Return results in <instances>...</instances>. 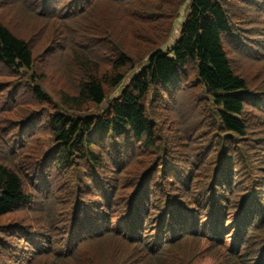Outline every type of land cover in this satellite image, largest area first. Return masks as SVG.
<instances>
[{
    "label": "trees",
    "instance_id": "1",
    "mask_svg": "<svg viewBox=\"0 0 264 264\" xmlns=\"http://www.w3.org/2000/svg\"><path fill=\"white\" fill-rule=\"evenodd\" d=\"M185 2L0 0V264H264V0Z\"/></svg>",
    "mask_w": 264,
    "mask_h": 264
},
{
    "label": "rangeland",
    "instance_id": "2",
    "mask_svg": "<svg viewBox=\"0 0 264 264\" xmlns=\"http://www.w3.org/2000/svg\"><path fill=\"white\" fill-rule=\"evenodd\" d=\"M190 1L191 0H186V2L178 10V15H177V17L174 19V21L172 23V28H171V31H170V36H169L168 40L166 41V43L162 47L163 50L166 51L178 39L179 34H180V27H181L182 23L184 22V20L186 19L187 15H188V11H189L188 8H189ZM142 66L139 67V68H137L134 71L133 74L135 75V73H137L138 71H140L141 68H142ZM129 79L130 78H127L126 79L124 86L127 85V83L129 82ZM120 90L121 89H119L117 92H120ZM115 95H116V93L113 96H115Z\"/></svg>",
    "mask_w": 264,
    "mask_h": 264
}]
</instances>
